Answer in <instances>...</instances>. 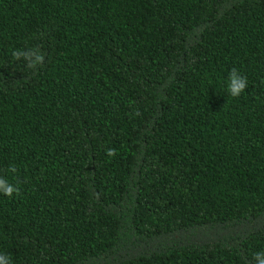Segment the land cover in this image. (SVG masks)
<instances>
[{
	"label": "trees",
	"instance_id": "trees-1",
	"mask_svg": "<svg viewBox=\"0 0 264 264\" xmlns=\"http://www.w3.org/2000/svg\"><path fill=\"white\" fill-rule=\"evenodd\" d=\"M0 177L9 264H258L264 0H0Z\"/></svg>",
	"mask_w": 264,
	"mask_h": 264
},
{
	"label": "clouds",
	"instance_id": "clouds-1",
	"mask_svg": "<svg viewBox=\"0 0 264 264\" xmlns=\"http://www.w3.org/2000/svg\"><path fill=\"white\" fill-rule=\"evenodd\" d=\"M14 57L19 59L23 56L28 61V66L31 68H35L38 64H42L44 57L42 54H39L37 51L30 52H14ZM248 86V81L246 77L241 76L236 68H233L229 73V84H228V92L233 97H238ZM108 157H113L116 155L115 149H109L107 151ZM14 171V169H13ZM0 192L8 197H12L14 192L18 193L19 188L10 184L6 178L0 177ZM256 260L258 264H264V253H257ZM0 264H9L7 257L0 255Z\"/></svg>",
	"mask_w": 264,
	"mask_h": 264
}]
</instances>
